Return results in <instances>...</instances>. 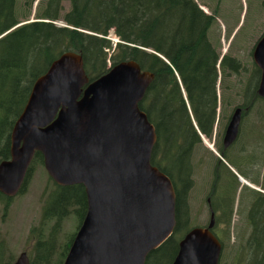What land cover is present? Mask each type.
Masks as SVG:
<instances>
[{
    "label": "trees",
    "instance_id": "1",
    "mask_svg": "<svg viewBox=\"0 0 264 264\" xmlns=\"http://www.w3.org/2000/svg\"><path fill=\"white\" fill-rule=\"evenodd\" d=\"M34 2V20L29 21ZM214 23V17L205 14L195 0H0V162L10 157V132L33 83L62 53L81 56L89 82L111 67L133 60L142 72L153 74L138 105L157 137L150 162L170 179L175 191L173 233L147 255L144 264H171L179 241L194 227L188 199L194 188L193 161L203 147V138L211 140L217 126L222 138L234 108H241L245 118L257 103L264 104L256 94V68L257 81L246 82L238 94L229 83L240 75L242 65L228 53L219 61V52L210 40ZM111 32L118 40L115 44L108 38ZM218 87L222 91L219 98ZM228 90L233 93L226 97L223 93ZM236 95H242V101L236 103ZM217 151L222 159L229 158L220 147ZM229 160L240 162L238 157ZM217 161L208 197L214 214L212 231L222 247L219 264L227 248L231 264H264V193L242 188L241 195L251 199L246 213L249 230L243 241L230 244L239 183L219 158ZM242 162L244 165V159ZM38 163L42 165V157L35 153L18 195L26 191ZM47 181L50 185L41 196L38 225L29 230L24 249L29 264H63L86 213L81 185L61 187L48 176ZM12 199L0 193L3 215ZM71 214L77 221L75 232L62 245V224ZM14 261L0 242V264Z\"/></svg>",
    "mask_w": 264,
    "mask_h": 264
},
{
    "label": "water",
    "instance_id": "2",
    "mask_svg": "<svg viewBox=\"0 0 264 264\" xmlns=\"http://www.w3.org/2000/svg\"><path fill=\"white\" fill-rule=\"evenodd\" d=\"M252 58L264 99V34ZM152 80L127 60L89 82L81 56L64 52L32 85L10 132V157L0 162V193L18 195L35 153L56 185L83 187L86 213L63 264H144L173 233L175 191L151 165L155 128L138 107ZM241 118L233 109L223 149L236 141ZM213 226L211 213L206 227L186 232L171 264H219ZM13 264H29L26 253Z\"/></svg>",
    "mask_w": 264,
    "mask_h": 264
},
{
    "label": "rangeland",
    "instance_id": "3",
    "mask_svg": "<svg viewBox=\"0 0 264 264\" xmlns=\"http://www.w3.org/2000/svg\"><path fill=\"white\" fill-rule=\"evenodd\" d=\"M195 1L197 4L206 7L201 0ZM262 1L228 0L227 2L225 0L221 7L224 17L220 16V18L214 19L215 23L212 27L210 40L219 52V61L228 53L240 61L242 65L240 75L232 77L229 82L234 85L237 94L246 82L253 83L257 81L252 53L264 32V3L262 4ZM209 3H215V0H210ZM35 5L36 2L33 3L29 21L34 20ZM231 9L236 13L224 20L225 11L229 12ZM55 23L56 25H62L60 22ZM108 38L112 43H114V39H117L113 34L111 37L108 36ZM230 91L228 90L223 94L228 97L233 93V90ZM217 94L218 98L222 95L219 87ZM242 99V95L234 97L236 103L242 101ZM259 111H261L260 114ZM220 129V126L215 127L211 140L203 138V147L199 149L193 161L194 188L189 194L188 208L190 209L192 226H203L209 222L210 216L206 200L213 186V169L218 165V156L215 153H218L217 149L220 147L223 152L227 153L229 158L238 157L240 162L237 163H232L229 158L227 160L222 159V163L236 177L239 183L234 196L231 219V225L234 226L230 241V244H232L236 241H243L249 230L246 213L251 199L241 195L242 188L247 187L264 193V104L257 103L254 112L241 119L237 140L227 149H223L222 138L218 134ZM210 143L213 145L211 149L206 145ZM242 159H244V165ZM227 174L226 172V176ZM49 185L43 165L38 163L34 165L26 191L12 199L6 215H3L2 205L0 204V242H3L4 248H6V255L14 257V260L20 253L25 252L29 230L38 225L42 206L41 196L43 190L48 188ZM76 222V217L72 214L63 222L59 238L62 245L65 243L66 237L75 232ZM231 256L229 248L226 251L223 250L222 264H231Z\"/></svg>",
    "mask_w": 264,
    "mask_h": 264
},
{
    "label": "flooded vegetation",
    "instance_id": "4",
    "mask_svg": "<svg viewBox=\"0 0 264 264\" xmlns=\"http://www.w3.org/2000/svg\"><path fill=\"white\" fill-rule=\"evenodd\" d=\"M202 1V3L206 6V7H204L205 8V10H206V13L208 14V15H210L211 17H214V19H217V17L218 18H220V16H222V17H224L223 16V14H222V9H221V7H222V4H224L225 3V0H215V3H213V4H210L209 3V1L210 0H201ZM227 2H228V0H227ZM264 3V0L262 1V4ZM228 4V3H227ZM208 10H207V9ZM237 10V9H236ZM209 11V12H208ZM226 12V14H225V19L224 20H226V18L227 17H229V16H231V15H234L236 12L233 10V9H231L229 12L226 10L225 11ZM220 20V19H219ZM263 34H264V32H263ZM256 68V67H255ZM257 69V68H256ZM258 70V69H257ZM259 72V71H258ZM259 78H260V72H259ZM259 80V79H258ZM259 83V82H258ZM258 85V84H257ZM206 202H207V209H208V212H209V216H211V213H213L212 212V209H211V206H210V198L209 197H207V200H206ZM210 218V217H209Z\"/></svg>",
    "mask_w": 264,
    "mask_h": 264
},
{
    "label": "bare ground",
    "instance_id": "5",
    "mask_svg": "<svg viewBox=\"0 0 264 264\" xmlns=\"http://www.w3.org/2000/svg\"><path fill=\"white\" fill-rule=\"evenodd\" d=\"M206 145H208L210 148H213V145L210 143V144H206ZM212 151H214L213 149H212ZM215 152V151H214ZM243 182H245L244 180H242ZM246 183V182H245ZM246 184H249V183H246ZM250 187H253V186H250Z\"/></svg>",
    "mask_w": 264,
    "mask_h": 264
}]
</instances>
